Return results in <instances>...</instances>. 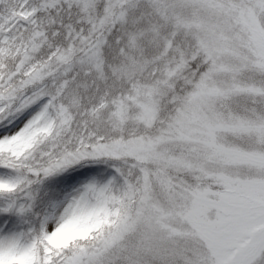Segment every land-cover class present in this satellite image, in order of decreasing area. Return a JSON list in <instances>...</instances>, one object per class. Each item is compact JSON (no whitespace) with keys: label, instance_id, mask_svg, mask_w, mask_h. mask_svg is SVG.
I'll list each match as a JSON object with an SVG mask.
<instances>
[{"label":"snow or ice","instance_id":"1","mask_svg":"<svg viewBox=\"0 0 264 264\" xmlns=\"http://www.w3.org/2000/svg\"><path fill=\"white\" fill-rule=\"evenodd\" d=\"M0 264H264V0H0Z\"/></svg>","mask_w":264,"mask_h":264}]
</instances>
